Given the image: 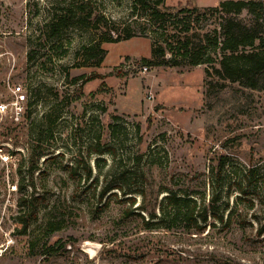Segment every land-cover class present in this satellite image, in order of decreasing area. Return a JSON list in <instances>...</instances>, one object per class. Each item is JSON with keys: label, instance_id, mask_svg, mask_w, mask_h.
<instances>
[{"label": "rangeland", "instance_id": "1", "mask_svg": "<svg viewBox=\"0 0 264 264\" xmlns=\"http://www.w3.org/2000/svg\"><path fill=\"white\" fill-rule=\"evenodd\" d=\"M125 28L135 37L85 65L87 47ZM154 30L132 0H0V264H264V92L207 65H148ZM170 193L197 200L207 221L170 228Z\"/></svg>", "mask_w": 264, "mask_h": 264}, {"label": "trees", "instance_id": "2", "mask_svg": "<svg viewBox=\"0 0 264 264\" xmlns=\"http://www.w3.org/2000/svg\"><path fill=\"white\" fill-rule=\"evenodd\" d=\"M83 9V6L81 7ZM132 14L142 17L150 26L155 28L157 38L153 41V58H144L151 66L167 67H197L206 66V75L217 76L223 81L238 83L241 87L264 92V0H223L218 6L205 9L198 7H182L174 11L167 7L164 0H132ZM211 14L217 19L218 26L204 32L194 26V18ZM246 14L249 19L242 15ZM91 15V13H89ZM98 20L108 22L104 16ZM68 16L62 15L49 24L52 34L57 35L68 26ZM109 36L92 44L85 49L84 62L88 66H100L105 59L107 50L102 44L118 43L135 37L128 28L123 34ZM112 33V34H111ZM169 56V57H168ZM124 174V173H123ZM87 176H91L87 168ZM112 189L123 190L122 186L108 187L103 192V198ZM126 193V190L124 191ZM113 195L117 196V192ZM134 206L136 199H127ZM215 202V198L212 200ZM162 221H170V228L177 223H186V227L198 224V219L207 221V209L203 214L197 212L198 202L194 198L170 193L164 199ZM20 206L26 204L22 201ZM145 210V208H141ZM223 221V218H221ZM146 229H151L152 222L145 221ZM30 223L25 222V228ZM57 228H53L56 230ZM51 246V255L58 254L64 247Z\"/></svg>", "mask_w": 264, "mask_h": 264}, {"label": "built area", "instance_id": "3", "mask_svg": "<svg viewBox=\"0 0 264 264\" xmlns=\"http://www.w3.org/2000/svg\"><path fill=\"white\" fill-rule=\"evenodd\" d=\"M7 109H8V104L3 103V102H0V113H4V112H6ZM8 248H9V246L6 247V248H4V245H2V247H0V255L4 254V252H5Z\"/></svg>", "mask_w": 264, "mask_h": 264}]
</instances>
